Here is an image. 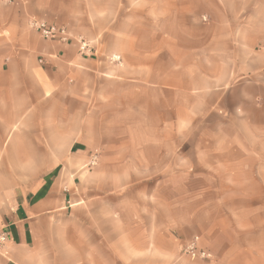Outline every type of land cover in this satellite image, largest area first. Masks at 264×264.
I'll return each instance as SVG.
<instances>
[{
	"label": "crops",
	"instance_id": "0c3cea01",
	"mask_svg": "<svg viewBox=\"0 0 264 264\" xmlns=\"http://www.w3.org/2000/svg\"><path fill=\"white\" fill-rule=\"evenodd\" d=\"M263 43L264 0H0V264H264Z\"/></svg>",
	"mask_w": 264,
	"mask_h": 264
},
{
	"label": "built area",
	"instance_id": "2783aa9c",
	"mask_svg": "<svg viewBox=\"0 0 264 264\" xmlns=\"http://www.w3.org/2000/svg\"><path fill=\"white\" fill-rule=\"evenodd\" d=\"M2 1L6 3H13L15 0H2ZM29 24L45 39L57 40L64 43L75 41L77 42L81 53L85 55H91V53L94 52L90 43L86 39H84L83 37L72 35L68 27H66L65 25H60L57 23H49L46 20L37 19V18L30 19ZM261 47L264 48V43ZM111 59L113 61H116L119 59V56L113 55L111 56ZM96 160L97 158L93 157V159L90 162V165H95ZM7 239H8L7 233L0 232V248L6 244ZM197 240L198 237H195L193 240H191L190 243L184 248V252L192 257L210 258L211 257L210 253L198 247Z\"/></svg>",
	"mask_w": 264,
	"mask_h": 264
}]
</instances>
